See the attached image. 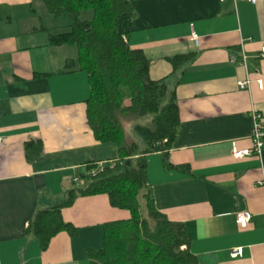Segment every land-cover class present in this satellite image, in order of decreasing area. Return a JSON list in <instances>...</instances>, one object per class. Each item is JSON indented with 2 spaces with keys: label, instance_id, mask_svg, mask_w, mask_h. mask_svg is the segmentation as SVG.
Returning <instances> with one entry per match:
<instances>
[{
  "label": "crops",
  "instance_id": "obj_1",
  "mask_svg": "<svg viewBox=\"0 0 264 264\" xmlns=\"http://www.w3.org/2000/svg\"><path fill=\"white\" fill-rule=\"evenodd\" d=\"M128 1L133 13L116 29L151 60V79L173 77L180 116L167 162L146 156L155 207L184 224L199 264H264V145L259 156L232 153L252 147L253 115L264 116V0ZM51 15L44 0H0V264H95L88 251L103 248L104 224L128 216L105 195L82 196L62 210L75 236L62 231L43 248L27 233L85 164L119 154L89 127L88 75L72 65L76 46L51 41L63 28ZM30 142L40 150L29 154ZM241 211L253 216L246 228Z\"/></svg>",
  "mask_w": 264,
  "mask_h": 264
},
{
  "label": "trees",
  "instance_id": "obj_2",
  "mask_svg": "<svg viewBox=\"0 0 264 264\" xmlns=\"http://www.w3.org/2000/svg\"><path fill=\"white\" fill-rule=\"evenodd\" d=\"M55 17L70 19L64 30L51 35L55 45H74L73 66L88 75L91 94L87 119L99 142H114L118 158L85 164L83 182L73 181L65 200L37 212L27 233L45 248L62 231L71 236L78 229L62 217V210L82 196H107L113 208L126 211L125 218L104 224V246L88 251L95 264H199L190 250V237L180 222L169 220L154 205L148 181L146 156L161 152L166 161L180 116L173 77L153 80L151 60L142 49L132 48L116 29L118 20L133 13L128 0H44ZM92 8V20H81L80 12ZM182 57L172 59L176 63ZM132 121L128 134L123 121ZM149 121L148 124L141 123ZM29 154L40 145L27 144ZM38 153V152H37ZM167 162V161H166ZM146 215L142 211V202Z\"/></svg>",
  "mask_w": 264,
  "mask_h": 264
},
{
  "label": "built area",
  "instance_id": "obj_3",
  "mask_svg": "<svg viewBox=\"0 0 264 264\" xmlns=\"http://www.w3.org/2000/svg\"><path fill=\"white\" fill-rule=\"evenodd\" d=\"M252 3H256L257 0H248ZM193 40L198 44L199 38L197 34L193 33ZM261 57H264V45L262 46L261 50ZM245 56H243V59ZM250 84V81L248 79L241 80L238 82V85L241 88H247ZM259 86L262 88L263 83L262 81H258ZM254 124H253V130H252V147L246 148V149H238L236 147L233 148V156L237 159L245 158L252 155L259 156L263 150L264 145V116L259 113H254ZM4 141V138L0 137V143ZM252 214L249 211H241L236 214V221L240 225L241 228H246L248 224L252 220ZM241 254V248H237L232 251L233 256H239Z\"/></svg>",
  "mask_w": 264,
  "mask_h": 264
},
{
  "label": "rangeland",
  "instance_id": "obj_4",
  "mask_svg": "<svg viewBox=\"0 0 264 264\" xmlns=\"http://www.w3.org/2000/svg\"><path fill=\"white\" fill-rule=\"evenodd\" d=\"M93 17H94V11L92 8H87V9H84L80 12V19L81 20H92ZM51 18L55 22L54 25L63 27V28H60L61 30H64L65 27L70 23V19L67 17L61 16L59 18H55L52 15L50 17V23H51ZM132 123H134V122L127 121V120L123 121V125H124L125 129L127 130L128 134L132 137L133 140H136L138 138H136L135 135L132 133ZM141 123L149 125V121H142ZM81 183H83V182L78 180L77 184L80 185ZM142 211H143L144 215H146V211H145V207H144V201L142 202Z\"/></svg>",
  "mask_w": 264,
  "mask_h": 264
}]
</instances>
